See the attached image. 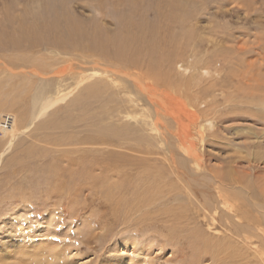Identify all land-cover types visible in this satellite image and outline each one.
<instances>
[{
    "label": "rangeland",
    "instance_id": "rangeland-1",
    "mask_svg": "<svg viewBox=\"0 0 264 264\" xmlns=\"http://www.w3.org/2000/svg\"><path fill=\"white\" fill-rule=\"evenodd\" d=\"M44 263L264 264V0H0V264Z\"/></svg>",
    "mask_w": 264,
    "mask_h": 264
},
{
    "label": "bare ground",
    "instance_id": "bare-ground-1",
    "mask_svg": "<svg viewBox=\"0 0 264 264\" xmlns=\"http://www.w3.org/2000/svg\"><path fill=\"white\" fill-rule=\"evenodd\" d=\"M99 45H101V44H99ZM100 48V47H99ZM100 51H103V49L102 50H100ZM91 52V51H90ZM122 56V55H121ZM129 57H131V56H129ZM133 58V57H132ZM135 58V57H134ZM130 60H132L133 62H134V64H136L135 66V68H136V70L139 72L142 68H141V66H142V64L140 65V66H138L139 65V63L137 64V62H135V60L134 59H130ZM137 61V60H136ZM140 61V60H139ZM129 62V61H128ZM131 62V61H130ZM142 62V61H141ZM140 62V63H141ZM147 62V61H146ZM144 63V62H143ZM97 64V63H96ZM130 64V63H129ZM133 64V65H134ZM126 65H128V64H126ZM131 65V64H130ZM149 65V64H148ZM143 67V66H142ZM145 68V67H144ZM151 71H153V68H145V72H144V74H142V77L138 74V78H136L137 79V81L138 82H141V83H145V84H148V82H149V92H153L154 91V88L156 87L155 85H154V82H158L157 80L158 79H153V75H152V72ZM154 72V71H153ZM152 75V76H151ZM135 79V78H134ZM153 80H154V82H153ZM160 81V80H159ZM136 84H139V83H136ZM158 84V83H157ZM141 86V85H140ZM92 87H94V86H92ZM154 87V88H153ZM99 88V87H98ZM97 87L95 88V89H98ZM140 89L142 90V91H147L144 87H140ZM140 90V91H141ZM97 91V90H96ZM147 93H148V91H147ZM65 97H66V95L65 94H57V96H55V97H51L50 99H47L45 102H43V105L41 106V108L39 109V112H38V116L39 115H41L44 111L46 112V109L47 108H49V107H51V106H53V105H55L57 102H59V101H61V100H63V99H65ZM148 97V100H150V97H149V95L147 96ZM167 97L166 96H163L162 97V99L161 100H163V99H166ZM131 104H130V106H129V108H132V109H135L136 107H137V104L134 102V99H129L128 100ZM151 102H155L154 100H151ZM160 104H162V103H160ZM40 107V106H39ZM133 112L132 111H125V114H124V116H125V118H127V119H131V120H137V115L135 116V115H133L132 114ZM20 130V129H19ZM15 138V135L13 134L12 136H11V138H10V140H9V143H11L12 142V140ZM196 158V157H195ZM196 163V162H195ZM194 163V164H195ZM232 198H234V197H232ZM221 199V198H220ZM223 199V198H222ZM220 200V201H223V200ZM226 199V198H225ZM235 199V198H234ZM225 201H227V199L225 200ZM237 201V200H236ZM230 201H228V204L230 205V203H229ZM222 203H224V204H226L224 201L222 202ZM228 205V206H229ZM232 206V207H231ZM207 207H209V206H207ZM232 208L233 209V207H236V205H233V204H231L230 206H229V208ZM203 208V207H202ZM204 208H205V206H204ZM230 208V209H231ZM239 208V207H238ZM206 209V208H205ZM204 209V210H205ZM225 209V208H224ZM235 209V208H234ZM233 209V210H234ZM207 210V209H206ZM205 210V211H206ZM232 210V211H233ZM204 212V211H203ZM207 215V214H206ZM206 215H205V217H206ZM243 215V214H242ZM214 216H216L215 214H214ZM238 218H240V217H238ZM213 219V218H212ZM239 221H240V219H239ZM245 238V241H246V237H243V239ZM42 252V251H41ZM44 264H47V263H44Z\"/></svg>",
    "mask_w": 264,
    "mask_h": 264
}]
</instances>
